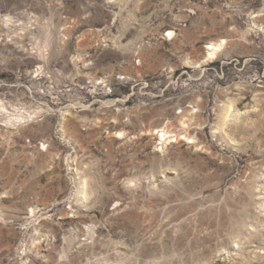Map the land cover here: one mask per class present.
I'll return each instance as SVG.
<instances>
[{
    "label": "rangeland",
    "instance_id": "rangeland-1",
    "mask_svg": "<svg viewBox=\"0 0 264 264\" xmlns=\"http://www.w3.org/2000/svg\"><path fill=\"white\" fill-rule=\"evenodd\" d=\"M0 264H264V0H0Z\"/></svg>",
    "mask_w": 264,
    "mask_h": 264
},
{
    "label": "bare ground",
    "instance_id": "bare-ground-1",
    "mask_svg": "<svg viewBox=\"0 0 264 264\" xmlns=\"http://www.w3.org/2000/svg\"><path fill=\"white\" fill-rule=\"evenodd\" d=\"M168 32H169L171 37L174 35V32H172V31H168ZM222 43L223 42L219 41V42H212V43L207 45V49L209 50V56L211 58H215L216 55L218 54V52L223 50V44ZM233 108H234L233 104L231 106H229L226 117H225L226 119L233 113ZM157 134L160 135L162 140H167L168 138H170L168 131L166 129L158 130ZM118 135H119V137H124L123 132H119Z\"/></svg>",
    "mask_w": 264,
    "mask_h": 264
}]
</instances>
